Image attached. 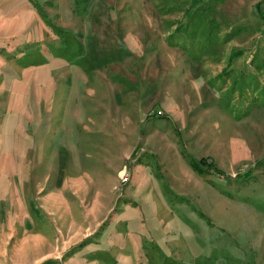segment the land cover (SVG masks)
I'll list each match as a JSON object with an SVG mask.
<instances>
[{
	"label": "rangeland",
	"instance_id": "obj_1",
	"mask_svg": "<svg viewBox=\"0 0 264 264\" xmlns=\"http://www.w3.org/2000/svg\"><path fill=\"white\" fill-rule=\"evenodd\" d=\"M0 264H264V0H0Z\"/></svg>",
	"mask_w": 264,
	"mask_h": 264
}]
</instances>
